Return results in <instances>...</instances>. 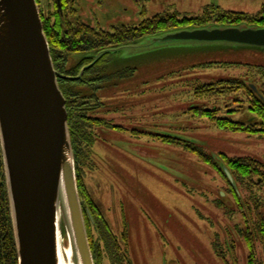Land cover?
Wrapping results in <instances>:
<instances>
[{"label":"rangeland","instance_id":"obj_1","mask_svg":"<svg viewBox=\"0 0 264 264\" xmlns=\"http://www.w3.org/2000/svg\"><path fill=\"white\" fill-rule=\"evenodd\" d=\"M263 4L264 0H70L68 8L75 11L73 21L113 31L168 12L196 17L215 5L257 14ZM53 7V0H41L39 6L46 16ZM145 39L139 46L107 55L103 63L112 78L96 93L106 106L100 115L124 130L97 129L96 168L85 182L114 234L122 237L128 232L123 254L132 264H248L242 233L253 227L257 204L264 206V186L249 185L235 175L231 186L221 171L190 148L201 149L219 163L224 153L264 164V139L220 130L190 108H220L241 122L254 119L246 91L202 98L196 93L219 80H239L261 89L264 49L154 45ZM85 57L76 54L71 64ZM228 110L237 112L226 114ZM151 134L192 144L166 143ZM61 230L70 237L65 219ZM91 236L97 237L95 230ZM257 253L263 260L259 242ZM103 264H111L108 257Z\"/></svg>","mask_w":264,"mask_h":264},{"label":"water","instance_id":"obj_2","mask_svg":"<svg viewBox=\"0 0 264 264\" xmlns=\"http://www.w3.org/2000/svg\"><path fill=\"white\" fill-rule=\"evenodd\" d=\"M149 38L154 45L264 49V28L247 24L185 28ZM145 40L85 55L94 60L77 79L104 55ZM63 78L67 77L54 67L37 0H0V144L19 264H61V209L77 263L96 264L78 187L66 99L59 86Z\"/></svg>","mask_w":264,"mask_h":264},{"label":"trees","instance_id":"obj_3","mask_svg":"<svg viewBox=\"0 0 264 264\" xmlns=\"http://www.w3.org/2000/svg\"><path fill=\"white\" fill-rule=\"evenodd\" d=\"M40 6L41 0H37ZM54 7L46 16L41 11L44 31L47 36L55 69L67 78L59 79L60 89L66 99L68 124L70 128L72 147L75 156L76 174L82 206L85 213L89 241L96 264H103L108 257L111 264H132L131 258L123 254V245L128 248V232L125 230L122 237L114 234L112 227L104 216L101 207L93 198L85 182L88 172H94L96 165L93 158V148L96 144L98 128L124 130L121 126L113 125L100 114L105 111V104L100 101L96 93L102 85L108 82L111 76L107 75V61L109 54L104 55L96 64L85 70L80 79L81 71L90 65L94 57H85L71 64L76 54H98L107 49H115L124 45L137 43L145 38L157 36L169 31L199 28L210 25L238 26L247 24L264 28V4L257 14H248L224 10L215 5H208L200 16L192 17L178 12L157 14L145 19L137 26L122 25L113 31L94 28L78 19L73 21L75 11L69 12L70 0H53ZM108 55V56H107ZM74 78L76 80H72ZM257 88V87H256ZM246 91L249 100V111L255 116L246 122L233 120L223 114L220 108H200L191 106L190 112L195 116L209 119L217 128L230 132H242L256 135L264 139V84L261 89H254L243 81L219 80L216 83L205 84L197 89L196 95L200 98L208 96H225ZM102 112V113H101ZM237 112L228 110L226 114ZM166 143L180 145L184 141L179 137L162 134H151ZM189 147V145H187ZM191 147V146H190ZM200 159L221 171L229 184L235 182L234 176L239 177L249 185L264 186V164L254 158H232L221 154L219 163L207 153L196 147L190 148ZM92 170V171H91ZM225 170L233 178L229 179ZM256 181V182H255ZM264 206L257 204L254 211L253 227L242 233L249 250L248 264H264L257 253V242L262 247L264 255ZM95 230L97 237L91 236ZM128 252V251H127ZM0 264H19L15 244L12 220L10 214L3 156L0 144Z\"/></svg>","mask_w":264,"mask_h":264},{"label":"bare ground","instance_id":"obj_4","mask_svg":"<svg viewBox=\"0 0 264 264\" xmlns=\"http://www.w3.org/2000/svg\"><path fill=\"white\" fill-rule=\"evenodd\" d=\"M63 209L60 210V221L64 219ZM67 241V244H65ZM61 246L62 251L60 254L61 264H78L76 261V256L73 248V243L70 237L61 230Z\"/></svg>","mask_w":264,"mask_h":264}]
</instances>
